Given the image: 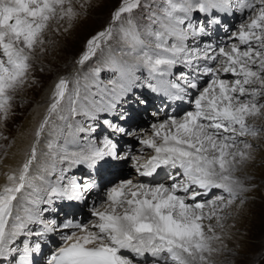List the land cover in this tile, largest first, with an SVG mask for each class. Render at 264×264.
<instances>
[{
    "label": "snow or ice",
    "instance_id": "6c2138e0",
    "mask_svg": "<svg viewBox=\"0 0 264 264\" xmlns=\"http://www.w3.org/2000/svg\"><path fill=\"white\" fill-rule=\"evenodd\" d=\"M91 7L0 0V264H223L264 162V0H113L17 147L37 60Z\"/></svg>",
    "mask_w": 264,
    "mask_h": 264
},
{
    "label": "rangeland",
    "instance_id": "374dc122",
    "mask_svg": "<svg viewBox=\"0 0 264 264\" xmlns=\"http://www.w3.org/2000/svg\"><path fill=\"white\" fill-rule=\"evenodd\" d=\"M112 2L113 0H91L93 7L89 8L87 15H82L69 33L57 38L56 45L46 57L37 60V68L43 67L45 71L37 72L38 83L23 94L26 97L23 106L9 120L8 127L4 130L5 135L9 136V142L18 139L31 110L37 107V102L46 99L56 77L73 67L72 61L86 38L104 26ZM29 100L32 103L29 104ZM40 109L42 112L43 107ZM258 123H264V120ZM261 143L264 145V141ZM242 175L247 176L256 188L249 194L243 212L231 221L236 226L230 241L231 250L218 260L223 264H264V162L259 154L255 165L247 168Z\"/></svg>",
    "mask_w": 264,
    "mask_h": 264
},
{
    "label": "bare ground",
    "instance_id": "6f19581e",
    "mask_svg": "<svg viewBox=\"0 0 264 264\" xmlns=\"http://www.w3.org/2000/svg\"><path fill=\"white\" fill-rule=\"evenodd\" d=\"M223 35V34H222ZM37 110V107H33V109L31 110V114L29 115V117L25 120V123L23 125V131H21L18 135V139L16 140L17 142V147L21 146V144H26L28 139L30 138V132L32 127L35 124V121L33 119L34 116V112ZM39 111H41V109H38ZM11 157H9V160L11 161ZM0 180H2V176H0ZM85 213V212H83Z\"/></svg>",
    "mask_w": 264,
    "mask_h": 264
}]
</instances>
